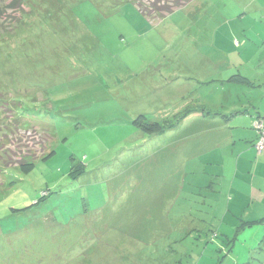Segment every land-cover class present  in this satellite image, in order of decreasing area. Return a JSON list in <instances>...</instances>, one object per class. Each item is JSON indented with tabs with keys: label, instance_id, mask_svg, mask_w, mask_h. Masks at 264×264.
<instances>
[{
	"label": "rangeland",
	"instance_id": "1",
	"mask_svg": "<svg viewBox=\"0 0 264 264\" xmlns=\"http://www.w3.org/2000/svg\"><path fill=\"white\" fill-rule=\"evenodd\" d=\"M8 1L0 0V264H264V225H243L261 217L248 219L242 201L229 227L211 224L202 206L214 192L195 189L199 174H190L204 163L190 152L216 142L211 157L231 178L239 144L227 147L229 130L213 137V124L181 118L203 106L237 137L256 109L264 116V0H191L163 17L144 16L136 0H22V10L2 9ZM236 73L257 86H233ZM141 114L163 131L136 126ZM254 125L257 153L264 122ZM19 158H37L34 169L23 174ZM243 174L236 180L246 195ZM202 175V185L215 186L216 176ZM253 175L252 167L249 184ZM162 195L164 210H154ZM178 236L186 241L171 246Z\"/></svg>",
	"mask_w": 264,
	"mask_h": 264
},
{
	"label": "crops",
	"instance_id": "2",
	"mask_svg": "<svg viewBox=\"0 0 264 264\" xmlns=\"http://www.w3.org/2000/svg\"><path fill=\"white\" fill-rule=\"evenodd\" d=\"M226 95L227 94H223L224 97H226ZM202 107L195 108V109H202ZM232 107H231V109H232ZM234 111L235 110H232V111H230V113H232ZM238 114L239 113H237V111H236V113H234L233 115H238ZM212 115H213L212 113H211V115H209V114L208 115H204L203 112H192L191 114L188 115V117L195 116L196 117L195 120H199L196 124H198V123H201V124H213L212 126L208 127V133L211 136H213V137L221 135L222 134L221 132L225 133V132H227L229 130L227 137L230 138V141H232V143L230 142V144L227 147H230L233 144V149H236V147L238 146L237 144H239V148L241 149V152H240L241 155L239 157H237V160H236L237 163L235 164V173L232 174L231 178L225 177L224 174H223V170H224V166H225L224 162H222L221 159H214L213 157H211V155L213 153H216V150L220 147L218 143H216V142L207 143L206 145H204L205 148H203V149H206V150L204 152H202V153L195 152V151L190 152L192 154H197L198 158L202 157L207 164H210V166L208 168H209L211 174L218 178V180H216L214 182L215 186H212L213 192L217 193V197H218V199H217L218 206H217L216 216L217 217H220L222 215H224V217H238L239 215L242 216L243 215V213H242L243 212V208L238 207V206L237 207L234 206L236 203L240 205L242 203V201H245L244 210H245V212H248L246 214V217L248 219H254V218H257V217L264 216V196L262 198L257 196V198L255 199L253 197V193H252L253 189L250 187V184H249V181H248V177L250 175L252 167H253V169L256 168V165H255V157L256 156L254 157V161L252 162V161L248 160V157H245V154H242L244 152L243 150L246 149V148H248L247 152L252 153L253 155L257 154L256 150L254 148V145H253L254 142H255V140H254L255 139V133H254V130H253L252 126L249 123V126L247 127V130L237 132L236 133L237 137H236L235 135H233V132L231 131V127H230L231 123L226 122L224 120L225 118L218 119V118H221L218 115H216L215 117H212ZM233 115H231L230 117H232ZM216 120H219V121H217L218 124H214L216 122ZM198 125H200V124H198ZM186 128H187V126H186ZM225 130H227V131H225ZM225 136H226V134H225ZM204 138L208 139L209 138L208 134L206 136H204ZM234 141H238V143H236ZM242 141H243V143H242ZM210 145H213L212 148L211 149H207ZM244 146H245V148H244ZM190 149H191V147H190ZM191 151H192V149H191ZM192 156H193V159H194L195 155H192ZM262 158L264 160V154H263ZM189 161H191V160H189V158H187L184 161L183 169L185 168L186 164ZM240 161H243L242 163L245 166L244 169L240 168V166H239ZM215 166H218L217 173H214ZM236 167H237V169H236ZM193 168H194L193 174H195L197 172L199 174L197 177H199V179H200V175L201 174H200L199 165H194ZM204 168H206V164H205V167L201 168L202 172H203ZM246 170H247V173H248L247 176H246V174H243V175L240 176L242 178L243 183H245V188H246V195H245L244 193H242L239 190L238 181L236 180V177H237V173L238 172H242V171L244 172ZM193 181H194L193 182L194 183V187L196 189L199 180L196 181L195 176H193ZM182 183H183V179H182L181 184L179 185L180 188L182 187ZM258 191L261 192V189L258 190ZM178 192H179V190H178ZM171 200H175V197L173 199H171ZM165 203H167L166 196L162 195L161 198H158V199L154 200L153 209L154 210L156 208L163 209ZM171 204L168 207V211L171 209ZM220 206H221V208H220ZM253 208H254V210H255V208H257V211L255 212V216H254ZM147 211L149 213V216H153V218L157 215V213H155L154 211H151L150 206L148 207ZM168 211H167V214H166L167 216H168V213H169ZM134 214L136 215V212H134ZM138 217H139V215H138Z\"/></svg>",
	"mask_w": 264,
	"mask_h": 264
},
{
	"label": "trees",
	"instance_id": "3",
	"mask_svg": "<svg viewBox=\"0 0 264 264\" xmlns=\"http://www.w3.org/2000/svg\"><path fill=\"white\" fill-rule=\"evenodd\" d=\"M191 0H173L171 3L165 1V0H150L149 4L151 5V8L149 7H145V6H142L141 5V1L140 0H136L135 3L137 5V8L138 10L141 12V14H143L144 16H148L151 15L152 11L155 12L159 17H163L165 16L166 14H171L173 13L174 9L175 8H180V6H182L184 3H188L190 2ZM162 2V3H161ZM23 5V2L22 0H10L8 1V3L6 5H2V9H6V8H10V7H13V9H20L22 10V6ZM0 17L2 19H5L7 18V15L4 14V13H0ZM12 20H16L18 21V19L15 17V18H12L10 17ZM20 22V20L18 21ZM2 26V25H1ZM228 82H234L233 85L234 86H240V84H247L249 87H253L251 86L252 81L250 80L249 77L247 76H243L242 74L240 73H236L235 75H232L230 76L228 79H227ZM236 82V83H235ZM257 85H255L254 87H256ZM247 87V88H249ZM253 87V88H254ZM253 109H256L255 107H252ZM192 112H202L201 109H188L186 110V113H184L181 118L184 119L185 117H187L189 114H191ZM249 113V111L247 110V108L244 109V113ZM211 114V112H210ZM255 114H256V118L252 121V128L254 130V133H255V141L257 140V138L259 137V134L261 133L260 131H258L255 126H254V122L256 120H262L264 122V117H261L260 116V112L259 110H255ZM227 115V114H226ZM134 124H136V126H139L143 131H149L151 134H157V133H160L163 131L162 127L157 124V123H147L145 121V117L141 114L139 115L135 120H134ZM263 139V147L261 149L260 152H257L256 154V157H255V165H256V168L254 169V177L251 178L250 180V187L253 189V190H260L262 188V184L261 182L264 180V160H263V154H264V135H261L260 138H259V141L260 139ZM258 141V142H259ZM258 142H256L255 144H257ZM54 150H51V151H48L46 154L42 155L41 158L42 160H45L47 159L48 157L52 156L54 154ZM214 154V153H213ZM195 157V156H194ZM198 158V156L196 158H194L193 160H196ZM35 159L37 158H31V159H27L25 160L24 158H19L18 159V164L17 166L19 167L20 171L23 173V174H28L30 173L33 169H34V166H35ZM200 160H202L204 163L201 164V168L202 167H205V164L206 162L204 161V159L202 157H199ZM195 165H198V163H196ZM194 166V165H193ZM186 169V166L184 168V170ZM193 170L194 168L191 169L190 171V174L192 173L193 174ZM204 173H211L209 168H204L203 170ZM203 172L202 170L200 169V179L199 177L195 176L196 178V181H200L201 178L203 177ZM259 175V176H256V175ZM263 174V175H262ZM261 175V176H260ZM208 188V190L205 192V193H211L213 192V189H212V185H202L200 182H198V185H197V190H202L203 188ZM181 189V188H180ZM179 189V190H180ZM179 193V192H178ZM180 195L181 194H178V196L176 195V198H175V201L174 202H179V199H180ZM217 195V194H216ZM214 193H211L210 194V198L207 199V201H205L203 199V204L205 205L206 203H208L209 205L207 207H204V205L202 206V211L204 212L205 214V217L207 219H211L210 220V223L215 225L217 223V221L220 220V222L218 223L219 226H222L221 228H227L229 227L230 224H232L234 222V220L237 218V217H224V215L220 216V217H217L216 216V213H217V199L218 197L216 196ZM45 196L41 195L40 198H44ZM37 202V201H36ZM35 202V203H36ZM174 205V204H173ZM223 205V204H222ZM221 205V206H222ZM220 206V208H221ZM184 205H180L179 203L177 204L176 206V209L175 210H179V209H183ZM173 210V206L171 207V209L168 211L169 213ZM169 213H168V216H169ZM191 213V212H189ZM167 216V217H168ZM237 216V215H236ZM170 218V217H168ZM234 219V220H233ZM258 219V218H257ZM56 222V221H55ZM168 223H171L170 220L167 221ZM198 225H201L204 226V223L203 221L200 223V222H197L195 221ZM169 225V224H168ZM194 225V222L192 224H190V231L196 229V228H193L192 226ZM216 224V226H218ZM243 225H247V226H252V225H264V216L261 217L260 219L258 220H252V221H247V222H244ZM197 231V229H196ZM194 232V231H193ZM196 233V232H194ZM211 237L213 236V238L215 236H217V233H211L210 235ZM175 241L169 243L171 246H173V244L175 245H179V243L181 242H184L186 240H182L180 238V236L178 237H174ZM170 239V238H169ZM170 247V246H169Z\"/></svg>",
	"mask_w": 264,
	"mask_h": 264
},
{
	"label": "built area",
	"instance_id": "4",
	"mask_svg": "<svg viewBox=\"0 0 264 264\" xmlns=\"http://www.w3.org/2000/svg\"><path fill=\"white\" fill-rule=\"evenodd\" d=\"M255 126V125H254ZM256 128V127H255ZM260 140H263L262 138Z\"/></svg>",
	"mask_w": 264,
	"mask_h": 264
}]
</instances>
